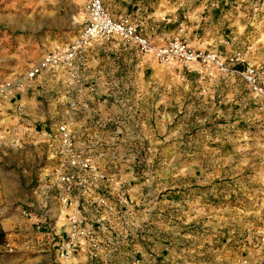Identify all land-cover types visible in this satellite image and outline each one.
<instances>
[{
	"label": "crops",
	"instance_id": "0c3cea01",
	"mask_svg": "<svg viewBox=\"0 0 264 264\" xmlns=\"http://www.w3.org/2000/svg\"><path fill=\"white\" fill-rule=\"evenodd\" d=\"M76 1L82 4L69 0V22L85 26V2ZM103 4L114 21L134 24L154 48L179 36L189 50L215 55L225 67L200 58L187 64L171 58L161 64L132 38L111 34L88 42L72 68L49 66L29 78L43 56L68 49L84 27L73 40L60 34L17 38L10 61L0 62L3 253L12 264H130L134 255L157 264H264V243L258 242L264 238V211L248 203L213 212L205 205L210 195L199 190L205 185L189 173L180 174L178 163L171 164L170 177L143 180L133 174L141 161L130 155L163 151L164 125L179 113L168 114L164 106L173 109L192 100L215 106L216 118L224 119L248 105L244 100L261 102L228 61L239 57L264 68V0ZM60 126L73 144L67 155L60 151ZM84 164L103 179L94 180L86 192L74 191L70 205L63 206L49 188L53 176L86 174ZM248 189L252 193L243 195L253 202L256 192ZM101 197L106 206L98 205ZM255 205L264 210L263 203ZM77 209L94 227L101 246L94 261L84 241L70 260L55 254V242ZM45 220L53 224L54 238L37 226ZM137 237L140 246L132 243Z\"/></svg>",
	"mask_w": 264,
	"mask_h": 264
},
{
	"label": "rangeland",
	"instance_id": "374dc122",
	"mask_svg": "<svg viewBox=\"0 0 264 264\" xmlns=\"http://www.w3.org/2000/svg\"><path fill=\"white\" fill-rule=\"evenodd\" d=\"M72 1L73 4H82L76 0ZM84 2L85 0L83 4ZM70 7L69 0H0V62L3 59L10 61L11 54L16 50L15 40L19 37H55L60 34L62 38L70 36L73 40L84 26L72 25L69 22V18L73 16ZM173 39H169L164 45ZM232 59L234 58L228 62L234 67L229 69L243 81L240 73L246 65L259 68L264 75L262 66L256 67L240 58L235 63L230 61ZM244 102L248 105H244L242 109H234V114L228 113L224 119L216 118L215 106L192 100L189 103H180L173 109L164 106V111L168 114V111H173L174 115L179 113L176 118L168 120L169 124L167 122L164 125V139L167 141L161 153L146 150L130 154L141 161V167L133 170L135 177L143 180L158 175L170 177L171 164L178 163L177 170L180 174L189 173L200 182V186L205 185L199 187V190L210 195L205 205L207 204L211 211L247 206L248 203L264 211L255 205L264 204L260 195L263 192L264 197V102ZM248 188L256 192L253 202L246 199V195L252 193ZM48 225L52 227L53 224L45 220L37 226L47 229ZM146 228L149 229V226ZM258 242L264 243V238L261 237ZM132 243L140 246L142 240L137 237ZM6 256L0 248V264H12ZM132 258L130 264H134L135 260H143L135 255ZM246 263L244 260H238L235 264Z\"/></svg>",
	"mask_w": 264,
	"mask_h": 264
},
{
	"label": "built area",
	"instance_id": "2783aa9c",
	"mask_svg": "<svg viewBox=\"0 0 264 264\" xmlns=\"http://www.w3.org/2000/svg\"><path fill=\"white\" fill-rule=\"evenodd\" d=\"M260 1V0H259ZM85 9L87 13V21L83 31L79 37L71 44V46L59 52L58 54H49L42 57L38 66L34 67L31 72L28 73V77L32 78L38 74L41 70L49 66L62 65L67 68L73 67V62L81 54L82 48L91 40L116 34L122 37L132 38L144 52H152L155 58L161 64L167 63L171 58H176L182 64L195 61L200 58L202 60H208L216 63L220 68H223L224 62L219 61L215 55L202 56L200 53H194L189 50L186 44L179 38H174L168 44L161 48H154L140 35V31L137 27L128 22L127 20L114 21L107 13L103 0H85ZM231 62H238L239 58L230 60ZM244 81L251 87V89L262 98L264 102V75L259 68H255L251 65H246L244 70L240 73ZM1 91V90H0ZM264 110V108H263ZM60 134V151L63 154H70L73 151V144L68 135V132L64 126L58 127ZM84 172H71L62 173L59 172L53 176V184L49 188L54 189L56 192L57 200L63 205L68 206L69 196L76 190L86 192L96 179H103L98 175L94 169H91L88 164L82 166ZM125 202V197L122 198V204ZM98 205L106 206L107 200L104 197L98 199ZM22 215L28 217V213L23 211ZM67 230L63 236L58 237L55 242V254L60 260H70L75 253V246L84 241L88 243L90 247L91 260L97 259L98 252L101 249L100 244L97 242L96 232L94 227L90 224H86L85 218L77 209L75 212L68 216ZM47 232L50 236H57L53 227L47 226ZM134 264H157L153 261H140L135 260Z\"/></svg>",
	"mask_w": 264,
	"mask_h": 264
},
{
	"label": "trees",
	"instance_id": "16d2710c",
	"mask_svg": "<svg viewBox=\"0 0 264 264\" xmlns=\"http://www.w3.org/2000/svg\"><path fill=\"white\" fill-rule=\"evenodd\" d=\"M5 236L6 234L2 231L1 226H0V246L6 243Z\"/></svg>",
	"mask_w": 264,
	"mask_h": 264
}]
</instances>
